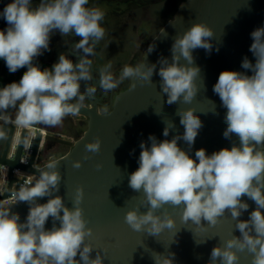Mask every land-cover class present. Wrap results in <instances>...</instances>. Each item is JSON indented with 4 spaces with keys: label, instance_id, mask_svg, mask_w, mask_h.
<instances>
[{
    "label": "clouds",
    "instance_id": "9594fccd",
    "mask_svg": "<svg viewBox=\"0 0 264 264\" xmlns=\"http://www.w3.org/2000/svg\"><path fill=\"white\" fill-rule=\"evenodd\" d=\"M88 4L89 0H39L35 5L33 0H12L4 7L0 18L7 27L0 30V59L11 73L21 68L27 70L19 82L0 88V112L15 109L14 122L22 127L36 124L55 127L65 117L77 116L85 100L95 96L97 88L107 93L124 80L134 78L141 84H152L157 65L167 104L192 103L200 91L195 82L197 77L204 84L192 53L198 48L211 52L214 32L210 26L195 22L183 34H177L171 47V60L160 57L156 63L147 64L144 55L142 63L134 67L125 65L118 78L109 62L99 69L98 83L93 84L90 57L96 55L95 47L105 36L101 26L105 13ZM55 31L62 37L70 34L81 37L71 47L78 62L61 53L51 68L41 69L34 63L35 58L50 51V37ZM250 35L253 42L249 51L255 63L245 56L241 67L251 75L224 70L213 86V92L226 109L223 137L232 146L210 155L200 148L193 158L190 152L203 123L194 108H178L176 114L184 128L183 134L163 140L150 134L147 142L141 141L139 167L128 178L129 187L143 193L142 203L147 209L141 212L132 208L125 213V223L133 231L156 236L165 227H173L175 221L171 216L165 213L161 218L157 214L165 205L182 206L183 222L191 221L198 227H204L202 220L215 226L230 213L240 236L232 234L213 247L208 264H238V253L250 254L251 264H264V27L256 28ZM154 48L155 45H149L147 52ZM135 87L133 83L132 88ZM172 128L174 123L172 127L165 124L163 136L167 138ZM181 140L187 144V150L179 146ZM100 148L99 138L85 144L86 153H97ZM72 167L79 169L82 162L73 161ZM100 167L98 164L97 168ZM61 181L58 162L50 160L38 170L34 182L12 193L10 204L0 202V264H104L105 256L96 251L93 258L94 248L86 242L93 230L88 227L80 206L84 189H75L70 208L64 197L57 194ZM245 196L256 207L249 219L241 220L243 212L249 209L242 199ZM45 197L47 202L39 203ZM20 202L28 205L24 221L19 213L12 211V206ZM49 218L50 229L45 227ZM173 256V253H156L153 258L155 264H173Z\"/></svg>",
    "mask_w": 264,
    "mask_h": 264
},
{
    "label": "water",
    "instance_id": "95a60500",
    "mask_svg": "<svg viewBox=\"0 0 264 264\" xmlns=\"http://www.w3.org/2000/svg\"><path fill=\"white\" fill-rule=\"evenodd\" d=\"M195 22L206 23L213 29L214 36L210 41L213 45L211 52L198 48L192 53L195 65L201 69L206 87L204 89L202 79L197 77L195 82L200 91L191 104H167V96L161 92L157 65L152 84H141L136 78L129 79V85L112 98L109 111L99 110V99L95 96L92 105L85 104L78 115L87 119V128L75 141L56 134L49 126L33 125L32 127L36 126L33 129L36 136L28 164H22L20 158L30 129L22 128L16 151L13 157H9L18 125L14 118L6 116L11 109L0 112V132L3 133L0 137V167L7 165L10 174L9 186L4 196L12 193V184L16 180L13 175L14 168L32 172L37 177L38 170L44 168L50 160L42 166H36V160L44 158L52 149L51 144L69 146L67 153L51 159L58 162V170L62 176L57 194L64 197L65 203L71 208L75 189H84L80 206L88 221V227L93 230L92 236L86 242L91 243L94 248L93 258L96 251L105 256L104 264H155L153 256L156 253H173V264H208L213 247L230 238L232 234L240 236L230 213L222 217L221 222L215 226L202 220L204 227H198L191 221L183 222L182 206L165 205L157 211L161 218L167 213L174 219L175 224L171 228L165 227L156 236L133 231L124 220L129 209L139 208L141 212L147 210L142 203L143 193L133 191L128 184L129 175L139 167V145L141 141L147 142L150 134L158 140L171 139L176 134L182 135L184 128L176 114L178 108H194L195 114L203 123L190 152L193 158L195 151L200 148H204L210 155L214 151L232 146V142L223 137L226 109L221 106L219 96L213 92V86L224 70L247 72L251 75L249 70L241 67V63L245 56L255 63V58L249 51L253 42L250 34L256 28L264 27V0H184L174 16L151 41L150 45H155L154 50L148 53L149 46L144 50L145 63H156L160 57L171 60L174 38L177 34H183ZM133 83L136 84L135 88H132ZM8 84L10 82L0 80V88ZM172 123L175 128H172L166 138L163 136L165 124L172 127ZM39 126L49 130L44 137L37 129ZM97 138L101 141L100 151L86 153L85 144ZM233 142H236L235 137ZM178 143L182 149H188L184 141ZM85 156L88 158L85 159ZM76 160L82 162L79 169L72 167V162ZM98 164L102 166L99 169ZM20 182L21 179L18 180ZM242 199L249 204V209L239 219L247 220L256 205L246 196ZM46 202L47 197L39 200V203ZM12 211L19 213L21 221H24L28 214V205L20 202L12 206ZM45 227H52L51 218ZM238 255V264H251L250 254Z\"/></svg>",
    "mask_w": 264,
    "mask_h": 264
},
{
    "label": "flooded vegetation",
    "instance_id": "af4514ba",
    "mask_svg": "<svg viewBox=\"0 0 264 264\" xmlns=\"http://www.w3.org/2000/svg\"><path fill=\"white\" fill-rule=\"evenodd\" d=\"M184 0H89V4L87 5L88 7H97L101 9L104 13V19L101 22V26H103L106 22H112L116 24L117 26H123L122 28L125 30H134L137 27L134 24H129V23H123L120 21H117V18L124 16V15H131L137 11H140L141 14L143 15L142 18H151L153 20L152 27L155 29L154 24H156L157 21H159L161 14H171L168 16L166 19V22L162 25V27L174 16L175 12L179 8L180 4ZM12 0H0V12L3 11L4 7L8 4L11 3ZM39 0H33V4H38ZM7 27V24L3 18H0V30H3ZM161 27V28H162ZM160 28V30H161ZM159 30V31H160ZM158 31V32H159ZM81 37L76 36L75 34H70L67 37H62L58 31H55L51 37H50V42H49V48L50 51H44L42 55L38 56L35 58L34 63H37L41 69L44 68H51V66L58 62V57L61 53H66L68 55V58L72 60L74 63L78 62L77 60V55L72 53L71 47L79 42ZM138 47H141L142 43H140L137 40ZM95 52L96 55L94 57H90L93 60V76L95 78L91 83L96 84L98 83L99 79V74L95 72V67L94 64L97 61L98 58V51L96 50L95 47ZM80 55H83L81 52ZM139 58V52H135L131 59L133 61H138ZM26 68H21L18 69L15 73L9 72L6 63L4 60L0 59V80L6 81V82H19L20 78L22 77L23 73L26 71ZM117 78L119 75H115ZM129 85V79L124 80L122 83L119 84V86L107 93L104 91L100 90L97 88V92L95 94V97L99 99L98 107L101 112H107L111 109L112 105V98L116 96V94L125 89ZM85 85L82 83L81 84V91H84ZM92 101H95V98L91 99H86L85 104L87 105H92ZM15 109H11L10 112L6 115L8 117L13 118L15 113ZM68 118H64L62 123L60 125H57L55 127H50L49 128L54 131L56 134H59L61 136L62 133L58 132V129L61 127L66 126L67 124H64L67 122L68 124L70 123V131L74 133V135H77L79 130L81 129V125L84 124V121H75L73 120V116H71V119L69 116ZM68 140L74 141L73 137L67 136ZM52 149L47 153L46 157L43 158L44 162H48L49 160L53 159L54 156L60 151L64 149V146L69 147L67 145H62V144H51Z\"/></svg>",
    "mask_w": 264,
    "mask_h": 264
},
{
    "label": "rangeland",
    "instance_id": "374dc122",
    "mask_svg": "<svg viewBox=\"0 0 264 264\" xmlns=\"http://www.w3.org/2000/svg\"><path fill=\"white\" fill-rule=\"evenodd\" d=\"M171 14H161L162 16H160L159 21L154 24V26L156 25L155 29L151 28L153 26V20H151V18H142L143 15L140 11L117 18V21L134 24L137 27L134 30H125L122 28L123 26L121 27L112 22H106L102 26L105 29V36L96 45L98 58L94 64L95 72L99 74V69L111 62L113 74L120 75V72L125 65L134 67L139 64L142 61L144 50L150 45L151 41L158 34V31ZM137 40L142 43L141 47H138ZM137 51L139 52L138 61H133L131 57ZM69 118L71 119V116H69ZM73 120L76 122L81 120L84 121V124L81 125V129L77 135H74V133L70 131L71 125L67 122L64 123L67 124L66 126L58 129V132L62 133L64 138H67V136L73 137L75 141L87 128V119L83 116L77 115L73 116ZM68 151L69 147L64 146V149L60 150L54 158H57ZM46 155L48 154H45L43 157H46Z\"/></svg>",
    "mask_w": 264,
    "mask_h": 264
},
{
    "label": "built area",
    "instance_id": "2783aa9c",
    "mask_svg": "<svg viewBox=\"0 0 264 264\" xmlns=\"http://www.w3.org/2000/svg\"><path fill=\"white\" fill-rule=\"evenodd\" d=\"M22 126L17 127L16 132H15V136L11 145V149L9 151V157H13L15 151H16V146L18 144V140H19V136L21 134L22 131ZM30 129V132L28 134V137L26 139V143L23 147V151L21 154V158H20V162L22 164H28L30 161V157L31 154L33 152V146H34V140H35V136L36 133L34 132L33 129H36L35 127H28ZM38 130H40V132L43 134V137L45 135L48 134L49 130L45 127H37ZM33 130V131H32ZM44 160L41 159H37L35 165L36 166H42V164H44ZM9 167L7 165H1L0 167V202H4L5 204H10L11 200H12V193L14 191H17L20 186L25 185L29 182H34L35 178H36V174L29 172V171H25L21 168H14L13 169V175L16 178V180L13 182L12 184V193L8 196H4V194L6 193L8 186H9ZM21 179V182L18 183V180ZM18 187V189H16ZM4 196V197H3Z\"/></svg>",
    "mask_w": 264,
    "mask_h": 264
},
{
    "label": "crops",
    "instance_id": "0c3cea01",
    "mask_svg": "<svg viewBox=\"0 0 264 264\" xmlns=\"http://www.w3.org/2000/svg\"><path fill=\"white\" fill-rule=\"evenodd\" d=\"M14 119H15V113H14V116H12Z\"/></svg>",
    "mask_w": 264,
    "mask_h": 264
}]
</instances>
